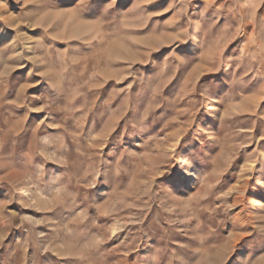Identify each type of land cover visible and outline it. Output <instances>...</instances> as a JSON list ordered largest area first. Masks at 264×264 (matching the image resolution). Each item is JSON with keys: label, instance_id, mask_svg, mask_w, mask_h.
<instances>
[{"label": "rangeland", "instance_id": "1", "mask_svg": "<svg viewBox=\"0 0 264 264\" xmlns=\"http://www.w3.org/2000/svg\"><path fill=\"white\" fill-rule=\"evenodd\" d=\"M0 264H264V0H0Z\"/></svg>", "mask_w": 264, "mask_h": 264}]
</instances>
